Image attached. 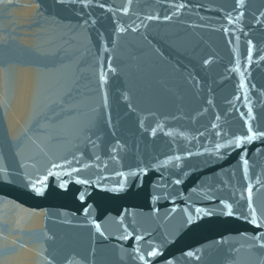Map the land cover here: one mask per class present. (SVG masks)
Returning a JSON list of instances; mask_svg holds the SVG:
<instances>
[{
	"label": "water",
	"instance_id": "obj_1",
	"mask_svg": "<svg viewBox=\"0 0 264 264\" xmlns=\"http://www.w3.org/2000/svg\"><path fill=\"white\" fill-rule=\"evenodd\" d=\"M258 133L264 0H0V264H264Z\"/></svg>",
	"mask_w": 264,
	"mask_h": 264
},
{
	"label": "snow or ice",
	"instance_id": "obj_2",
	"mask_svg": "<svg viewBox=\"0 0 264 264\" xmlns=\"http://www.w3.org/2000/svg\"><path fill=\"white\" fill-rule=\"evenodd\" d=\"M238 2H239L240 4H242V3H243V0H238ZM181 6H182V5H181ZM102 79H103V78H102ZM249 132H251V129H249ZM258 135H264V133H258ZM248 139H251V136H249ZM234 143H235V146H236V147H240V145H241L240 138H239V137L236 138V140L234 141ZM217 147L219 148V147H221V146H220V145H217ZM246 163H247V161H245V164H246ZM50 174H51V173H50ZM80 182H81V183H87V181H80ZM176 183H179V181L177 180ZM62 186H63V185H62ZM33 188H34L35 191H37V193L40 192V189L36 188L35 185H33ZM81 199H83V195H81ZM248 206H249L250 209H252V219H251V223H252L253 225H255L256 227H260V225L257 224V221H256V214H255V209L252 208L251 201H249V205H248ZM226 207H227V205H226ZM197 211H200V210L198 209ZM228 214L230 215L231 213L229 212ZM97 231H99V226H98V225H97ZM127 238H128L127 236L123 237V239H127ZM253 238H255V237H253ZM259 247L264 248V243L259 244ZM147 255H148L149 257H156V256L158 255V251L155 250V249H153L152 251H149ZM186 255L189 256V257H191V256L193 255V253H192V252H188V253H186ZM140 259L143 260L144 257L141 256ZM169 264H171V262H169Z\"/></svg>",
	"mask_w": 264,
	"mask_h": 264
}]
</instances>
